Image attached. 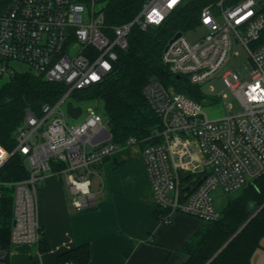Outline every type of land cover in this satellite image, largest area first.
I'll use <instances>...</instances> for the list:
<instances>
[{"label": "built area", "instance_id": "built-area-1", "mask_svg": "<svg viewBox=\"0 0 264 264\" xmlns=\"http://www.w3.org/2000/svg\"><path fill=\"white\" fill-rule=\"evenodd\" d=\"M107 2L0 0V76L28 70L67 87L55 103L42 106L41 115L32 109L26 112L13 152L0 143V169L15 152L24 156L29 169L24 179L0 180V203L3 186L10 187L14 216L11 248L2 245L0 235V264H8L15 245H39L38 188L50 174L64 177L76 209L98 204L91 176L121 146L110 141L106 119L96 108L89 107L84 120L70 126L67 102L75 91L102 81L113 70L118 50L128 46L134 25L146 30L162 24L183 0H144L138 15L120 25L107 23ZM200 27L205 33L195 40L182 32L169 41L163 62L193 84L222 77L243 110L212 119L202 103L189 95L156 79L147 84L145 94L160 116L161 128L154 135L155 142L143 147V154L156 204L166 210L159 218L164 224L178 212L204 221L219 218L215 190L221 187L228 194L235 193L264 173L262 4L240 0L227 5L226 0H219L202 10L196 28ZM234 45L243 46L250 60L228 69ZM19 63L27 68H19ZM134 144L141 145V141L130 137L126 146ZM62 264L76 263L66 260Z\"/></svg>", "mask_w": 264, "mask_h": 264}, {"label": "trees", "instance_id": "trees-1", "mask_svg": "<svg viewBox=\"0 0 264 264\" xmlns=\"http://www.w3.org/2000/svg\"><path fill=\"white\" fill-rule=\"evenodd\" d=\"M218 1L183 0L162 24L146 30L134 25L128 46L118 50L113 70L102 81L73 93L72 99L75 102L91 99L101 105V113L111 134L110 141L121 147L126 146L130 137L140 140L142 147L155 142L154 135L161 128V119L145 94V88L152 79L197 101L203 100L200 85L191 83L185 75L178 77L173 73L163 62L162 54L177 32L196 28L201 22L202 10L206 6L216 5ZM238 1L240 0H226V4ZM259 1L264 10V0ZM143 3L144 0H108L107 23L120 25L132 21L141 11ZM261 40H264V31ZM66 90L63 83L47 80L28 70L10 76L0 85V143L13 152L17 144L16 131L26 112L32 109L37 115H41L42 106L55 103ZM28 176L29 169L24 156L19 152L13 153L0 169L1 181L11 182ZM3 189L5 193L0 203V235L2 245L9 249L14 221L13 192L7 186H3ZM263 205L264 173L230 194L220 217L205 221L184 244L182 250L189 258L183 264H251L255 252L263 247ZM165 212L166 210L157 206L154 214L160 218ZM48 248L49 243L42 235L39 249L43 252ZM89 259V245L82 244L59 255L58 264L66 260L88 264ZM35 262L37 263L36 260Z\"/></svg>", "mask_w": 264, "mask_h": 264}, {"label": "crops", "instance_id": "crops-1", "mask_svg": "<svg viewBox=\"0 0 264 264\" xmlns=\"http://www.w3.org/2000/svg\"><path fill=\"white\" fill-rule=\"evenodd\" d=\"M97 170L101 181L94 192L99 202L90 209L72 205L63 176L50 174L41 182L36 216L49 248L41 252L37 245L40 257L33 263L20 247L13 264H58L59 255L82 244L90 248L88 264L186 262L189 255L182 247L205 221L178 212L164 224L155 216L142 145L120 147Z\"/></svg>", "mask_w": 264, "mask_h": 264}, {"label": "rangeland", "instance_id": "rangeland-1", "mask_svg": "<svg viewBox=\"0 0 264 264\" xmlns=\"http://www.w3.org/2000/svg\"><path fill=\"white\" fill-rule=\"evenodd\" d=\"M205 30L203 28H194L192 30H188L185 32V35H187L190 39L195 40L200 35L204 34ZM249 55L247 50L241 46V45H234L232 49L231 57L226 65L228 69H237L240 66H242L246 61H249ZM19 68L26 69L27 66L23 63H19ZM249 76H246L244 78H247ZM8 76H0V85H2L6 80H8ZM200 91L203 93V100L201 101L203 105V109L208 114V116L212 119L220 118L222 116L227 115L228 113H239L243 110V107L237 98V96L234 94L233 90L226 86L224 83L222 77L216 76L209 82H206L205 84L200 85ZM73 100V99H72ZM75 102V101H74ZM77 105H81L84 109V113L78 117L74 118L71 115L67 114V122L70 126L76 125L81 123L85 115L87 113V109L89 107L96 108L101 113V105L96 102L95 100L86 99L81 102H75ZM107 128L109 129V126L107 125V122L105 121ZM90 148L91 146L88 145ZM93 179L92 184V190L96 191L98 188V185L101 181V173H97L96 175L91 176ZM230 194L226 193L221 187H218L215 190V206L216 209L221 211L225 205L227 204L228 198ZM262 244L264 246V239L262 241ZM25 245V246H22ZM22 247V253H26L29 255L30 260L34 263L35 260H39V249L36 244H20L15 245L11 249V253L9 255L8 264L14 263V251H18ZM252 264H264V247L259 248L257 252L254 254L252 259ZM41 264V263H40Z\"/></svg>", "mask_w": 264, "mask_h": 264}, {"label": "water", "instance_id": "water-1", "mask_svg": "<svg viewBox=\"0 0 264 264\" xmlns=\"http://www.w3.org/2000/svg\"><path fill=\"white\" fill-rule=\"evenodd\" d=\"M181 34H182L181 31L177 32V33L175 34V36L170 40V42L173 41L175 38L179 37ZM178 77H180V75H178ZM82 111H83V107H82L81 105H74V103H73L72 100H69V101L67 102V113H68L69 115H71L72 117H74V118H78V117H80L81 114H82ZM186 177H187V176H186ZM189 187H192V186H190V185H187V186H186V188H189ZM263 206H264V205H263ZM263 206H262V207H263ZM246 223H247V222H246ZM246 223H245V224H246ZM245 224H244V225H245ZM244 225L240 228V230L244 227ZM240 230H239V231H240ZM239 231H238V232H239ZM238 232H237V233H238ZM237 233H236V234H237ZM236 234H235V235H236ZM235 235H234V236H235ZM234 236H233V237H234ZM233 237H232V238H233ZM232 238H231V239H232ZM231 239H230V240H231ZM230 240H229V241H230ZM229 241H228L223 247H225V246L229 243ZM223 247H222V248H223ZM222 248H221V249H222ZM221 249L216 253V255L221 251Z\"/></svg>", "mask_w": 264, "mask_h": 264}, {"label": "snow or ice", "instance_id": "snow-or-ice-1", "mask_svg": "<svg viewBox=\"0 0 264 264\" xmlns=\"http://www.w3.org/2000/svg\"><path fill=\"white\" fill-rule=\"evenodd\" d=\"M173 3H175V0H173Z\"/></svg>", "mask_w": 264, "mask_h": 264}]
</instances>
